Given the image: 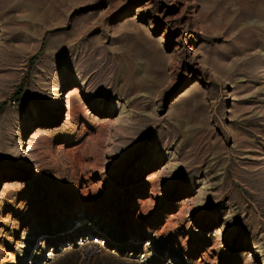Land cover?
<instances>
[{
    "label": "rangeland",
    "instance_id": "1",
    "mask_svg": "<svg viewBox=\"0 0 264 264\" xmlns=\"http://www.w3.org/2000/svg\"><path fill=\"white\" fill-rule=\"evenodd\" d=\"M0 264H264V0H0Z\"/></svg>",
    "mask_w": 264,
    "mask_h": 264
},
{
    "label": "bare ground",
    "instance_id": "2",
    "mask_svg": "<svg viewBox=\"0 0 264 264\" xmlns=\"http://www.w3.org/2000/svg\"><path fill=\"white\" fill-rule=\"evenodd\" d=\"M100 100H101V99H98V101H100ZM98 101H97V102H98Z\"/></svg>",
    "mask_w": 264,
    "mask_h": 264
},
{
    "label": "built area",
    "instance_id": "3",
    "mask_svg": "<svg viewBox=\"0 0 264 264\" xmlns=\"http://www.w3.org/2000/svg\"><path fill=\"white\" fill-rule=\"evenodd\" d=\"M96 240L98 241V239L96 238Z\"/></svg>",
    "mask_w": 264,
    "mask_h": 264
}]
</instances>
